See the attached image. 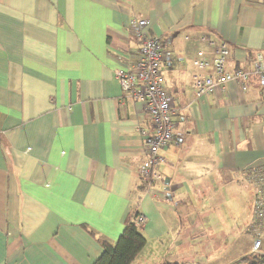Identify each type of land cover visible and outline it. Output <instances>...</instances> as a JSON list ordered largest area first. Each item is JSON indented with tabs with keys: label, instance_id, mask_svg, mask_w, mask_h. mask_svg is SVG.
Masks as SVG:
<instances>
[{
	"label": "crops",
	"instance_id": "crops-1",
	"mask_svg": "<svg viewBox=\"0 0 264 264\" xmlns=\"http://www.w3.org/2000/svg\"><path fill=\"white\" fill-rule=\"evenodd\" d=\"M134 18L162 39L176 108L162 181L145 194L136 169L149 119L114 76L133 63ZM204 37L226 43L228 73L247 76L245 90L228 83L214 106L194 103L193 61L213 59ZM258 56L264 0H0V264H94L100 240L116 242L135 209L147 240L132 264H233L251 254L250 220L237 217L234 230L212 202L231 201L227 211L240 215L245 173L264 165Z\"/></svg>",
	"mask_w": 264,
	"mask_h": 264
},
{
	"label": "built area",
	"instance_id": "built-area-1",
	"mask_svg": "<svg viewBox=\"0 0 264 264\" xmlns=\"http://www.w3.org/2000/svg\"><path fill=\"white\" fill-rule=\"evenodd\" d=\"M147 27L148 23L143 19L129 21L128 29L138 48L132 57L130 69H116L114 76L120 85L121 96L139 101L149 119L150 132L142 131V135L148 139V147L136 171L139 182L146 186L145 193H151L162 181L158 172V165L162 161L159 154L168 149L173 141L176 108L161 71L165 58L162 39L150 34ZM202 42L211 49L213 59L206 58L202 52L193 61L194 103L203 99L207 105L214 106L216 94L225 93L228 83L238 82L245 90L247 76L242 71L227 72L229 51L225 42H216L210 37H204ZM254 70L264 90V60L260 56L254 62ZM245 174L254 195L252 219L248 227L252 237L251 253L258 254L264 243V165L251 167ZM145 220L141 214L136 217L140 226Z\"/></svg>",
	"mask_w": 264,
	"mask_h": 264
},
{
	"label": "trees",
	"instance_id": "trees-1",
	"mask_svg": "<svg viewBox=\"0 0 264 264\" xmlns=\"http://www.w3.org/2000/svg\"><path fill=\"white\" fill-rule=\"evenodd\" d=\"M139 188L145 194L146 186L140 182ZM138 214V210L135 209L126 217L125 227L116 242H111L108 239L100 240L103 252L94 264H132L135 261L146 245L147 240L140 229L141 226L136 222ZM91 234L93 235V233ZM233 264H264V255L262 252L258 254L251 253Z\"/></svg>",
	"mask_w": 264,
	"mask_h": 264
},
{
	"label": "rangeland",
	"instance_id": "rangeland-1",
	"mask_svg": "<svg viewBox=\"0 0 264 264\" xmlns=\"http://www.w3.org/2000/svg\"><path fill=\"white\" fill-rule=\"evenodd\" d=\"M245 195L243 196L244 197V201H245V204L246 206L243 205V201H242V211L240 212V215L236 216L234 214H230L228 211H227V207L228 205L231 203V201H224L222 199L217 198L216 196H213V207H214V211L215 213L220 216V215H223V217H225V219L227 220H224L222 221L224 225H227L229 226L230 228L233 227L234 230H235V222L237 220V217H239L241 220L244 218H248V222L249 220L251 221L252 219V211H253V199H254V195H253V190L250 188V187H247L245 189ZM221 194H223L221 192ZM248 197H249V202H248ZM198 207H201L202 209L204 207L208 208L210 207V203L207 202V201H200L199 202V205ZM216 208H220V210H217ZM139 215V214H138ZM231 219H234V220H230ZM229 220V221H228ZM230 221L233 223V225L230 224ZM250 223V222H249ZM143 225V224H142ZM141 225V226H142ZM244 225H246V222L244 220ZM249 235V234H248ZM235 236H236V233H235ZM250 237V235H249ZM251 238V237H250ZM236 241V239L234 240ZM248 241H249V238H248ZM230 245H231V237H230ZM232 245H234V243H232ZM247 246V241H244L242 242V244H240L238 247H236L237 249H242L243 247ZM230 250H232V248H230ZM261 252L262 254L264 255V246L263 248L261 249Z\"/></svg>",
	"mask_w": 264,
	"mask_h": 264
},
{
	"label": "water",
	"instance_id": "water-1",
	"mask_svg": "<svg viewBox=\"0 0 264 264\" xmlns=\"http://www.w3.org/2000/svg\"><path fill=\"white\" fill-rule=\"evenodd\" d=\"M165 185L168 186V181H165Z\"/></svg>",
	"mask_w": 264,
	"mask_h": 264
}]
</instances>
